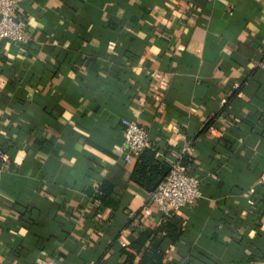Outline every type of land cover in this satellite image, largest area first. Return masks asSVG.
<instances>
[{"label":"crops","instance_id":"crops-1","mask_svg":"<svg viewBox=\"0 0 264 264\" xmlns=\"http://www.w3.org/2000/svg\"><path fill=\"white\" fill-rule=\"evenodd\" d=\"M13 13L28 37L0 39V264H127L120 247L160 218L181 227L161 264H264V0H17ZM121 116L163 160L186 155L195 200L170 215L148 200Z\"/></svg>","mask_w":264,"mask_h":264},{"label":"built area","instance_id":"built-area-1","mask_svg":"<svg viewBox=\"0 0 264 264\" xmlns=\"http://www.w3.org/2000/svg\"><path fill=\"white\" fill-rule=\"evenodd\" d=\"M17 0H0V39L12 41H26L22 19L15 16L13 11ZM252 64L264 67V52L252 60ZM121 140L118 148L122 158L126 161L134 160L145 145V127L126 116L119 118ZM182 153L191 154L192 145L184 135H180ZM180 156L168 161L169 168L163 177L156 183V187L149 192L148 200L155 204L162 214L170 215L179 206L190 203L200 195L199 178L192 171L186 169L179 160ZM7 160V153L0 149V168ZM89 264H95L89 261Z\"/></svg>","mask_w":264,"mask_h":264},{"label":"trees","instance_id":"trees-1","mask_svg":"<svg viewBox=\"0 0 264 264\" xmlns=\"http://www.w3.org/2000/svg\"><path fill=\"white\" fill-rule=\"evenodd\" d=\"M188 138V137H187ZM188 140H190L188 138ZM157 148L145 146L133 160L130 178L141 185L145 190L152 191L156 183L167 172L168 162L158 156ZM182 164L189 170L188 159L183 154L179 157ZM190 171V170H189ZM103 198V191L96 193ZM263 206H264V200ZM181 234V227L178 223L169 218H160L157 225L143 227L135 237L120 247V253L123 254V260L129 264L134 254H138L136 264H161L163 257V239L168 242H174Z\"/></svg>","mask_w":264,"mask_h":264}]
</instances>
